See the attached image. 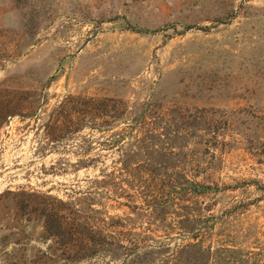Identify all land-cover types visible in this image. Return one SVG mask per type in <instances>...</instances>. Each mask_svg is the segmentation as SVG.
I'll list each match as a JSON object with an SVG mask.
<instances>
[{
	"label": "rangeland",
	"instance_id": "obj_1",
	"mask_svg": "<svg viewBox=\"0 0 264 264\" xmlns=\"http://www.w3.org/2000/svg\"><path fill=\"white\" fill-rule=\"evenodd\" d=\"M126 261L264 264V0H0V264Z\"/></svg>",
	"mask_w": 264,
	"mask_h": 264
},
{
	"label": "trees",
	"instance_id": "obj_2",
	"mask_svg": "<svg viewBox=\"0 0 264 264\" xmlns=\"http://www.w3.org/2000/svg\"><path fill=\"white\" fill-rule=\"evenodd\" d=\"M133 29H135V30H138V29H136L135 27H133V25H130ZM195 188V187H194ZM209 187L208 186H202L201 187V190H199V191H203V190H206V189H208ZM195 240H198L197 239V237H195ZM189 246H192V245H196V243H192V244H188ZM193 247V246H192ZM125 264H130V262L129 261H126L125 262Z\"/></svg>",
	"mask_w": 264,
	"mask_h": 264
}]
</instances>
